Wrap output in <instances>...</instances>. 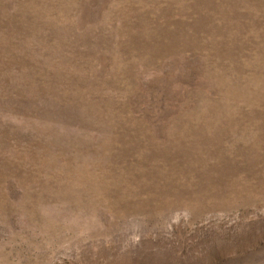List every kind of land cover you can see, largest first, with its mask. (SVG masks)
Listing matches in <instances>:
<instances>
[{
    "label": "rangeland",
    "instance_id": "rangeland-1",
    "mask_svg": "<svg viewBox=\"0 0 264 264\" xmlns=\"http://www.w3.org/2000/svg\"><path fill=\"white\" fill-rule=\"evenodd\" d=\"M0 264H264V0H0Z\"/></svg>",
    "mask_w": 264,
    "mask_h": 264
}]
</instances>
